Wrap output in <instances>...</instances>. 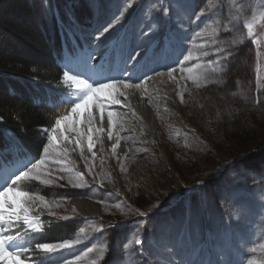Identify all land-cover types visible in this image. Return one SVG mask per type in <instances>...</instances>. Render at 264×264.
Returning a JSON list of instances; mask_svg holds the SVG:
<instances>
[{"label": "rangeland", "instance_id": "rangeland-1", "mask_svg": "<svg viewBox=\"0 0 264 264\" xmlns=\"http://www.w3.org/2000/svg\"><path fill=\"white\" fill-rule=\"evenodd\" d=\"M39 10L47 36L54 27L65 36L64 68L68 59L92 52L93 66L87 54L85 59L90 68L125 79L132 92L141 89L159 125L154 134L146 129L117 90L121 104L112 102L117 98L111 92L106 105L123 149L90 156L82 136L77 155L62 136L48 142L41 180L53 183L19 186L43 197L44 203L26 205L30 215L40 225L46 216L85 217L76 202L86 200L100 207L101 219H83L67 238L81 241L72 250L46 254L31 246L25 264H264V154H238L249 143V128L264 133V0H41ZM108 24L110 33L94 43ZM118 42L129 51L148 48L149 58L126 70ZM68 87L65 95H73ZM75 119L80 132V117ZM96 132L105 148L106 139ZM74 133L69 126L70 141ZM30 158L16 150L0 159V169ZM197 212L206 224L210 216L203 234L188 229ZM15 232L37 244L38 233L26 226Z\"/></svg>", "mask_w": 264, "mask_h": 264}, {"label": "trees", "instance_id": "trees-1", "mask_svg": "<svg viewBox=\"0 0 264 264\" xmlns=\"http://www.w3.org/2000/svg\"><path fill=\"white\" fill-rule=\"evenodd\" d=\"M40 1L0 0V152L18 148L22 154L37 158L43 156V148L48 146L42 129L54 127L55 118L70 110L69 104L61 100L62 93L68 90L59 62L63 57L62 36L53 28L49 38L42 29ZM257 130L249 128V143L238 152L239 156L249 153L251 158L264 154V133ZM232 157L225 163H231L237 156ZM206 171L211 174V170ZM20 185L30 189L36 184L24 181ZM186 186L190 187L188 182ZM204 187L201 185L196 192L201 193ZM211 204L215 212V201ZM205 220L203 214L197 213L190 224L191 230L198 227L203 231ZM207 220L210 226V216ZM81 223L76 218L46 216L35 241L61 242L75 234Z\"/></svg>", "mask_w": 264, "mask_h": 264}, {"label": "snow or ice", "instance_id": "snow-or-ice-1", "mask_svg": "<svg viewBox=\"0 0 264 264\" xmlns=\"http://www.w3.org/2000/svg\"><path fill=\"white\" fill-rule=\"evenodd\" d=\"M167 12L168 9H163L164 15H167ZM198 18L199 17H197V19ZM111 29V24L100 29L99 32L93 36L94 43L98 44L99 42H102L110 33ZM117 46L119 48V54L124 59L126 70L128 64H139L142 61H146L150 55V50L143 46H139L133 51H129L128 46L123 43L118 42ZM216 51L223 52L224 49L218 48ZM203 54L207 55L208 53L205 52ZM227 55H229V53H225V56ZM92 58L93 53L89 52L88 61L90 62ZM184 58L187 59L188 57ZM172 71H175V69H172ZM128 79H131V76H129ZM139 79L143 80V77H140ZM63 83L74 87L76 91L75 98L69 104L70 114L61 115L59 118H55V126L50 127V129L44 128L42 131L46 136L49 145L58 140V135L62 136L63 140L66 142H73L70 141L69 135L65 134L69 131L70 126L71 130L76 132L74 143L79 145L81 143L79 137H82L85 134L78 131L76 127L77 120L75 118L82 115L81 110L83 109L87 113V121L89 124L87 129L88 147L89 149H92L94 145L91 133L93 131L92 124L95 119L93 115V107H96L99 112V119L103 121L106 109L105 101L110 99L109 94L117 91V85H120L123 88H128L131 85L128 84L125 79L116 77H106L102 80H91L88 77H84L83 73L75 71L72 68L63 72ZM139 86V84L135 85V87ZM119 94L122 95L123 93ZM93 100L96 102L95 105L92 103ZM112 102L115 104L120 103L119 100H114ZM113 116L114 112L108 111L110 123ZM79 123L83 124L84 121L81 119ZM61 129H63V131H60ZM96 130L100 131L101 129ZM49 132L51 134H49ZM109 138H111V132H109ZM43 152L47 154L49 148L44 147ZM61 162L62 161H57V163ZM46 169V160L43 158H37L34 162H31L30 169L26 168L19 170L12 176H9L5 183L0 186V262H3V264H25V261L30 259V256L26 255V253L29 252L31 246L41 250L43 253L54 254L61 250H72L75 245L81 243L79 239H67L58 243H37L35 245H29L23 242L20 232L14 233V230L22 225L26 226V228L32 233L41 232V225L39 224L38 219L33 218L30 215V208L26 205H35L38 202L44 203L43 197L35 196L28 191H21L18 182L41 180V175L45 174ZM46 174L51 175L50 172H47ZM62 178L63 177L61 176L60 179ZM41 183L51 184L53 181L43 179L41 180ZM136 244H142V241L138 239L136 240ZM92 250L93 249L91 248L88 249L89 252ZM140 251L143 252V249L141 248ZM22 256L24 257L23 259L21 258ZM76 259H79V257H76ZM61 264H73V261L63 259Z\"/></svg>", "mask_w": 264, "mask_h": 264}, {"label": "bare ground", "instance_id": "bare-ground-1", "mask_svg": "<svg viewBox=\"0 0 264 264\" xmlns=\"http://www.w3.org/2000/svg\"><path fill=\"white\" fill-rule=\"evenodd\" d=\"M82 52H84V51H82ZM86 54H87L86 52L81 53L80 57H78L76 60H72V59L69 60L68 59L67 65H66L67 70H69V68H72L75 71L83 73L84 77H88L91 80L105 79L106 76H104L102 74L98 75V73L95 71L96 69L94 70V69L90 68L89 62L87 60H85V59H87V55H88V54L87 55ZM62 59H63V57L60 58L59 62L62 63L63 65H65V62L63 63ZM90 63H91V61H90ZM91 65L93 66L92 63H91ZM102 71H104V70H102ZM128 76H126V77H128ZM110 77H115V76H110ZM116 78H118V77H116ZM117 90L122 92L127 97V99L130 102V107H129L130 110H133V111L135 110L138 114H140L141 117L143 118V123L145 124L144 126L146 127V129L150 130V132H153V134H154L158 130V125H159L158 120L159 119L157 117V113L152 108H150L148 106V104L145 102V100L142 96V94H143L142 90L135 88V90L132 92L129 87L123 88L120 85H117ZM73 91H74V94L68 95L67 100L72 101L75 98L76 91H75V89H73ZM109 95L111 98L112 93H110ZM113 95L117 98V100H119V98H118L119 96L116 92H114ZM92 103H93V105H95V103H96L95 100H93ZM105 104H106V101H105ZM108 111H112V110L109 109L108 106L106 105V109H105V113H104V119H103V121H101L99 119L98 110L96 109L95 106L93 107V115L95 116V118L97 120V127L96 128L101 129L98 132V134H99V136L106 139L107 144H106V147L104 148L103 144L100 143L99 137L97 136V132L95 129L96 124L94 125V122H93V124H92L93 131H92L91 135H92L94 147L92 149H89L88 142H87V135H88L87 129L89 127V124L87 121V114H86L85 110H83V109L81 110L82 115L80 116V120L82 119L84 121V123L83 124L79 123V127H80V132L85 134V135H83V137L85 138V141H86L85 145H87L86 152L90 156H95V155L101 156V152L103 149H105L106 152L109 154H111L112 150L113 151L115 150L117 152V150L123 149L124 142H123L122 138H120L119 141H117L115 139V135L119 134V130H118V128L114 122V116L112 117V120L110 123L109 117H108ZM138 128H139V126H138ZM60 131H63V129H61ZM109 132H111V138H109ZM75 137H76V132L71 137L73 142H66L65 141V143L69 149H74L75 153L77 155H80L79 150H78V146H77V144L74 143ZM79 138L81 140V137H79ZM61 139H62V137H61ZM58 140H59V137H58ZM80 145H82V140H81ZM16 150H17V152H20L22 154V152L18 148H13L14 152ZM25 154H22V155H25ZM27 155H30V154H27ZM21 166H25V164L19 162V163L13 165L11 168L9 166H6L4 169H0V186H2L5 183V181L8 179L9 176H12L14 173L18 172ZM76 204H78V207L76 208V210L82 216L85 215V217H87V218L99 217L101 219V209L98 205H94L91 202L86 201V200L77 201ZM85 217H82V218H85ZM2 263L3 262H0V264H2Z\"/></svg>", "mask_w": 264, "mask_h": 264}, {"label": "flooded vegetation", "instance_id": "flooded-vegetation-1", "mask_svg": "<svg viewBox=\"0 0 264 264\" xmlns=\"http://www.w3.org/2000/svg\"><path fill=\"white\" fill-rule=\"evenodd\" d=\"M63 220H65V219H63Z\"/></svg>", "mask_w": 264, "mask_h": 264}]
</instances>
